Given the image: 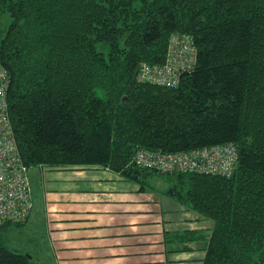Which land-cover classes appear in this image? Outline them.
<instances>
[{
    "label": "trees",
    "instance_id": "obj_1",
    "mask_svg": "<svg viewBox=\"0 0 264 264\" xmlns=\"http://www.w3.org/2000/svg\"><path fill=\"white\" fill-rule=\"evenodd\" d=\"M174 32L193 37L194 67L175 87L138 81ZM0 59L28 172L100 165L141 188L152 173L174 175L177 200L213 221L207 238L177 234L206 240L203 264H264V0H0ZM224 143L238 153L229 175L133 161L141 147ZM11 224L0 228V264H34L6 245Z\"/></svg>",
    "mask_w": 264,
    "mask_h": 264
},
{
    "label": "crops",
    "instance_id": "obj_2",
    "mask_svg": "<svg viewBox=\"0 0 264 264\" xmlns=\"http://www.w3.org/2000/svg\"><path fill=\"white\" fill-rule=\"evenodd\" d=\"M28 173L33 208L21 226L43 224L54 264H203L206 240L180 241L177 234L207 238L213 221L169 190L150 182L141 188L100 165L36 166Z\"/></svg>",
    "mask_w": 264,
    "mask_h": 264
},
{
    "label": "built area",
    "instance_id": "obj_3",
    "mask_svg": "<svg viewBox=\"0 0 264 264\" xmlns=\"http://www.w3.org/2000/svg\"><path fill=\"white\" fill-rule=\"evenodd\" d=\"M197 60L193 37L185 32L170 35L161 63L143 61L137 79L159 86L175 87L180 76L190 71ZM9 76L0 59V228L8 223L22 224L33 208L28 167L23 162L8 111ZM237 149L232 143L211 145L183 152H163L141 147L134 163L160 173L200 172L229 175L237 163Z\"/></svg>",
    "mask_w": 264,
    "mask_h": 264
},
{
    "label": "rangeland",
    "instance_id": "obj_4",
    "mask_svg": "<svg viewBox=\"0 0 264 264\" xmlns=\"http://www.w3.org/2000/svg\"><path fill=\"white\" fill-rule=\"evenodd\" d=\"M8 20L9 18L6 14L3 18V24H7ZM148 181L154 189L169 190L170 192L172 189L174 190V185H177L174 175L168 176L152 173ZM31 221L26 226L16 224L9 226L4 232L6 245L20 252L32 255L34 264H54L52 255L48 250L43 224L36 222L34 225V222Z\"/></svg>",
    "mask_w": 264,
    "mask_h": 264
},
{
    "label": "water",
    "instance_id": "obj_5",
    "mask_svg": "<svg viewBox=\"0 0 264 264\" xmlns=\"http://www.w3.org/2000/svg\"><path fill=\"white\" fill-rule=\"evenodd\" d=\"M171 193L173 194V189H172Z\"/></svg>",
    "mask_w": 264,
    "mask_h": 264
}]
</instances>
